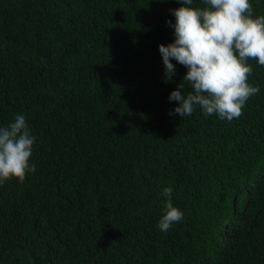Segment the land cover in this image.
<instances>
[{
	"label": "trees",
	"instance_id": "1",
	"mask_svg": "<svg viewBox=\"0 0 264 264\" xmlns=\"http://www.w3.org/2000/svg\"><path fill=\"white\" fill-rule=\"evenodd\" d=\"M181 6L0 0V127L35 137V172L0 184V264H264V66L239 118L169 115L192 91L159 52ZM168 187L183 219L161 231Z\"/></svg>",
	"mask_w": 264,
	"mask_h": 264
},
{
	"label": "clouds",
	"instance_id": "2",
	"mask_svg": "<svg viewBox=\"0 0 264 264\" xmlns=\"http://www.w3.org/2000/svg\"><path fill=\"white\" fill-rule=\"evenodd\" d=\"M182 6L170 10L175 17L174 42L159 45L164 65V79L170 82L176 72L175 60L187 68L183 78L192 91L185 96L179 85L169 95L177 101L169 115L190 116L199 106L205 116L216 114L228 121L239 118L246 101L259 92L248 83L253 69L247 63L256 60L264 66V16L253 17L249 0H204L207 7L192 8L193 0H177ZM35 137L26 118L16 115L6 127H0V184L13 178L23 182L26 173L35 172L30 164ZM171 187L163 189L167 199L158 227L168 231L183 219V213L173 207Z\"/></svg>",
	"mask_w": 264,
	"mask_h": 264
}]
</instances>
